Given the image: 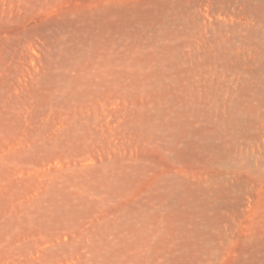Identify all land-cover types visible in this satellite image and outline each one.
Returning a JSON list of instances; mask_svg holds the SVG:
<instances>
[{"label":"rangeland","instance_id":"1","mask_svg":"<svg viewBox=\"0 0 264 264\" xmlns=\"http://www.w3.org/2000/svg\"><path fill=\"white\" fill-rule=\"evenodd\" d=\"M0 264H264V0H0Z\"/></svg>","mask_w":264,"mask_h":264}]
</instances>
